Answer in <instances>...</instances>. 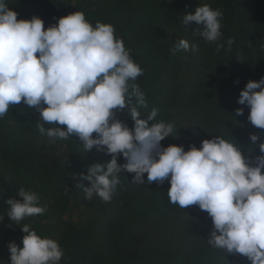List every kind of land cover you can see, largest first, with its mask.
<instances>
[{"label":"clouds","instance_id":"1","mask_svg":"<svg viewBox=\"0 0 264 264\" xmlns=\"http://www.w3.org/2000/svg\"><path fill=\"white\" fill-rule=\"evenodd\" d=\"M222 16L220 9L200 4L194 13L181 17L183 25H198L194 33L219 51L225 47L219 43ZM17 17L7 0H0V119L10 106H27L39 112L41 136L53 143L75 137L86 153L95 149L110 156L87 165L86 173L76 177L85 199L95 195L110 202L122 172L134 174L132 182L138 185L145 184V174L147 184L167 181L170 203L184 210L198 206L211 218L207 243L212 248L243 256L249 264H264V77L249 80L237 100L249 109L247 121L261 130L249 133L248 155L236 140L220 135L188 150L176 144L165 147L161 141L171 137L174 124L156 120L158 108L149 110L135 83L144 69L133 60L114 25L100 21L93 25L79 10L47 28L39 16ZM225 43L230 49L234 40ZM197 50V44L184 38L170 49L172 55ZM244 107L234 116H243ZM118 112L131 118V127L117 117ZM257 146L259 154L253 157ZM120 157L124 163H118ZM39 199L36 192L20 187L17 196L5 202L7 212L0 223L7 216L24 233L22 247L8 243V264H60L64 252L57 240L42 237L29 224L20 226L25 218L45 213Z\"/></svg>","mask_w":264,"mask_h":264},{"label":"trees","instance_id":"2","mask_svg":"<svg viewBox=\"0 0 264 264\" xmlns=\"http://www.w3.org/2000/svg\"><path fill=\"white\" fill-rule=\"evenodd\" d=\"M226 1L229 10L219 41L225 47L219 51L216 44L205 42L198 32L194 33L199 27L194 22L182 24L181 16L194 13L197 6L207 4L208 0H153L147 9L152 12L154 25H157L155 33L162 40L149 41L145 52H158L155 62L163 60V65L155 73L138 77L135 83L144 92L149 110L153 107L159 109L156 120L174 124L171 137L161 141L165 147L176 144L188 150L192 144L200 147L203 139L220 135L233 143L236 140L244 154L248 155L247 149L252 147L249 133L261 131L247 121L249 109L237 103L240 91L249 80L258 81L264 77L261 71L264 68V56L254 55V36L248 41L245 37L243 43H240L242 41L239 38L240 35H246L250 26L253 0ZM169 8L174 11L172 18H169ZM253 32L258 33L256 26ZM180 38L187 39L190 44H197L198 50L179 51L172 55L170 49ZM229 38L234 40L230 49L225 43ZM221 58H225L228 63L226 74L233 76L231 84L216 93L199 88L211 75L213 63ZM254 62H257L255 69ZM182 71L185 73L182 74ZM201 89L204 90L201 92ZM239 107H244V115L235 117ZM141 112L147 114L143 110ZM73 142V153L78 155L72 158L75 159L74 165H79L86 172L87 165L93 163L92 156L86 153L84 147L79 149L80 145L76 146ZM9 154L13 157L14 152L10 150ZM258 154L257 146L251 156ZM123 174V177H129L117 186L110 202H104L96 196L88 204L96 206L105 215L99 225L98 240H119L124 255L113 263L84 255L85 262L136 264L142 260L144 264H249L243 256L227 255L207 243L213 227L211 218L198 206H189L184 210L170 203L166 192L170 187L167 181L162 185L155 182L147 184L145 174V184L138 185L132 182L134 174ZM70 254H76L73 248Z\"/></svg>","mask_w":264,"mask_h":264},{"label":"rangeland","instance_id":"3","mask_svg":"<svg viewBox=\"0 0 264 264\" xmlns=\"http://www.w3.org/2000/svg\"><path fill=\"white\" fill-rule=\"evenodd\" d=\"M152 1L7 0V3L18 13V19H30L36 15L44 20L45 28L56 23L59 17L77 10L82 11L93 25L97 21L111 23L115 27L116 35L124 40L126 48L130 50L133 60L144 69V74L148 75L159 71L163 65V60L155 62L159 56L158 52L152 51L147 54L145 52L149 41L162 40L155 33L157 25H154L152 12L147 10ZM207 4L222 11L221 23L225 27L228 2L208 0ZM169 12V18H172L174 11L169 8ZM249 18L250 26L245 36L240 35L242 41L240 43H243L245 37L248 41L254 36L256 52L254 55L264 56V0H253ZM255 26L258 33L253 32ZM166 41L170 42L168 39ZM227 67L225 58L216 60L211 75L199 88L216 93L222 87H227L233 78L232 75L226 74ZM256 67L257 62H254V69ZM261 71L264 72V68ZM183 73L185 71H182ZM204 89H201V92ZM117 117L129 127L132 126L133 122L126 113L118 112ZM38 120L39 112L23 105L10 106L4 118L0 119V216L6 215L5 202L9 198H15L20 187L32 190L39 195V204L45 206L46 211L43 215L25 218L20 221V226L29 224L42 237L57 240L64 252L60 264H88L83 259L84 255L110 263L121 259L124 253L119 246V240L115 239L112 242L98 240L99 225L105 215H102L96 206L88 204L93 202L96 196L94 195L91 200L85 199V193L77 185L76 177L85 171L79 165H74L75 159L72 158L78 155L73 153L74 147L71 142L74 141L76 146L80 145L79 149H82L83 145L75 137L51 142L46 136L40 135ZM9 149L14 152L13 157L10 156ZM90 156L93 162L111 159L110 156L98 153L95 149L90 152ZM124 162L123 157L118 159V163ZM123 175L122 172L119 176L121 182L129 177ZM82 183L85 186L89 184L88 181ZM96 205H99L98 198ZM23 235L20 227L5 216L3 223H0V264H8L10 257L8 243L15 241L22 247ZM72 248L76 253L74 255L70 254ZM136 264L144 262L141 260Z\"/></svg>","mask_w":264,"mask_h":264}]
</instances>
